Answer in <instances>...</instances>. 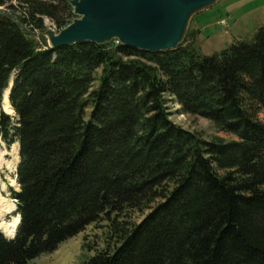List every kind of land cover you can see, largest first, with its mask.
Wrapping results in <instances>:
<instances>
[{
	"label": "trees",
	"instance_id": "1",
	"mask_svg": "<svg viewBox=\"0 0 264 264\" xmlns=\"http://www.w3.org/2000/svg\"><path fill=\"white\" fill-rule=\"evenodd\" d=\"M0 8L20 23L0 15V139L19 144L20 217L14 238L0 229V264H28L102 218L108 245L86 264H264V25L212 55L189 33L163 52L52 50L44 19L71 24L68 0ZM171 100L237 140L175 124ZM135 210L150 212L125 226Z\"/></svg>",
	"mask_w": 264,
	"mask_h": 264
},
{
	"label": "rangeland",
	"instance_id": "2",
	"mask_svg": "<svg viewBox=\"0 0 264 264\" xmlns=\"http://www.w3.org/2000/svg\"><path fill=\"white\" fill-rule=\"evenodd\" d=\"M223 19L227 20L229 29H225L220 24ZM44 22L46 28H52L59 32V29L49 19L45 18ZM193 25L200 31L196 44L201 53L212 55L228 47L234 39H252L254 37L257 29L264 25V0H220L213 7L197 14L193 18ZM35 32L36 34H28L31 38L39 41L40 33ZM188 33L190 39L195 38V33L190 27ZM101 73L102 69H99L92 90L98 88ZM168 107L171 120L175 124L198 134L207 141L217 137L226 141L237 140L233 134L219 131L207 119L182 114L180 107L172 100L168 103ZM10 114L14 115V112ZM260 119L264 121V114L260 115ZM18 157L19 145L16 143L7 148V145L0 139V228L4 234L8 230L7 226H10L16 217V213L13 212V205L16 207V204L10 189L19 190L17 184L13 185V181H16L14 166ZM149 212L150 210L130 211L120 221H124L125 226L136 224L141 222ZM110 224L109 221L102 218L99 222L86 227L78 235L63 242L54 252L42 254L29 261L28 264H86L97 252L107 247Z\"/></svg>",
	"mask_w": 264,
	"mask_h": 264
},
{
	"label": "water",
	"instance_id": "3",
	"mask_svg": "<svg viewBox=\"0 0 264 264\" xmlns=\"http://www.w3.org/2000/svg\"><path fill=\"white\" fill-rule=\"evenodd\" d=\"M219 1L68 0L76 18L59 32L47 28L43 36L52 50L78 43L104 45L113 41L141 51L175 50L185 41L193 18ZM3 14L14 17L20 24L10 11L0 8V15ZM21 30L36 34L26 26H21ZM16 183L19 186L17 175ZM19 225L20 217L11 238Z\"/></svg>",
	"mask_w": 264,
	"mask_h": 264
},
{
	"label": "bare ground",
	"instance_id": "4",
	"mask_svg": "<svg viewBox=\"0 0 264 264\" xmlns=\"http://www.w3.org/2000/svg\"><path fill=\"white\" fill-rule=\"evenodd\" d=\"M118 44H119V42H118ZM9 97H10V90L6 91V93H5L4 97H3V109H4L5 113H8V114L13 112V110H12V108L10 106ZM18 164H19V157L16 158V163H15V166H14L15 171L17 170ZM16 184H17L16 181H13V185H16ZM13 207H14L13 212L16 213L17 212V209H16L17 206L15 207L13 205ZM18 222H19V218H15L13 220V222L10 224V226H7L8 230L5 231V234H6L7 237H9V235H11V236L14 235V228L16 227Z\"/></svg>",
	"mask_w": 264,
	"mask_h": 264
},
{
	"label": "crops",
	"instance_id": "5",
	"mask_svg": "<svg viewBox=\"0 0 264 264\" xmlns=\"http://www.w3.org/2000/svg\"><path fill=\"white\" fill-rule=\"evenodd\" d=\"M190 28H191V29L193 30V32L195 33V38H196V40H197V37H198L200 31H199V29H198L195 25H193V20L191 21ZM241 39H243V38L234 39L233 42H234L235 40H241ZM233 42H232V43H233Z\"/></svg>",
	"mask_w": 264,
	"mask_h": 264
},
{
	"label": "built area",
	"instance_id": "6",
	"mask_svg": "<svg viewBox=\"0 0 264 264\" xmlns=\"http://www.w3.org/2000/svg\"><path fill=\"white\" fill-rule=\"evenodd\" d=\"M220 24L225 28V29H229V25L226 19H223L220 21ZM114 43L117 45L118 41H114Z\"/></svg>",
	"mask_w": 264,
	"mask_h": 264
}]
</instances>
